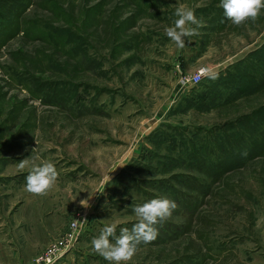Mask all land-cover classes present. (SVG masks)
I'll return each instance as SVG.
<instances>
[{
  "label": "rangeland",
  "instance_id": "374dc122",
  "mask_svg": "<svg viewBox=\"0 0 264 264\" xmlns=\"http://www.w3.org/2000/svg\"><path fill=\"white\" fill-rule=\"evenodd\" d=\"M0 264H264V0H0Z\"/></svg>",
  "mask_w": 264,
  "mask_h": 264
},
{
  "label": "built area",
  "instance_id": "2783aa9c",
  "mask_svg": "<svg viewBox=\"0 0 264 264\" xmlns=\"http://www.w3.org/2000/svg\"><path fill=\"white\" fill-rule=\"evenodd\" d=\"M205 71H206L205 69L201 68L197 72L192 74L189 77V80L191 81V83L199 84L202 81L204 75L206 74ZM58 251H59V247L56 244H53L49 248V250L45 252L44 255L38 258L37 260H40L41 262H44V263L54 262L58 257Z\"/></svg>",
  "mask_w": 264,
  "mask_h": 264
},
{
  "label": "trees",
  "instance_id": "16d2710c",
  "mask_svg": "<svg viewBox=\"0 0 264 264\" xmlns=\"http://www.w3.org/2000/svg\"><path fill=\"white\" fill-rule=\"evenodd\" d=\"M216 76H218V74H217ZM202 86H204V87H205L206 85H205V84H203ZM155 131H160V130H159V129H158V130L156 129ZM131 165H133V164H131ZM121 173H123V172H120V174H121Z\"/></svg>",
  "mask_w": 264,
  "mask_h": 264
},
{
  "label": "crops",
  "instance_id": "0c3cea01",
  "mask_svg": "<svg viewBox=\"0 0 264 264\" xmlns=\"http://www.w3.org/2000/svg\"><path fill=\"white\" fill-rule=\"evenodd\" d=\"M200 68H203V69H205V70H206V68H205V67H200ZM206 71H207V70H206ZM216 75H217V74H216ZM216 75H215V76H216Z\"/></svg>",
  "mask_w": 264,
  "mask_h": 264
}]
</instances>
